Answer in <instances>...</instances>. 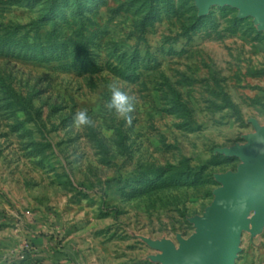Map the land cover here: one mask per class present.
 I'll use <instances>...</instances> for the list:
<instances>
[{
    "label": "rangeland",
    "instance_id": "obj_1",
    "mask_svg": "<svg viewBox=\"0 0 264 264\" xmlns=\"http://www.w3.org/2000/svg\"><path fill=\"white\" fill-rule=\"evenodd\" d=\"M114 81L130 125L105 107ZM255 124L264 29L235 7L0 0V264H170ZM256 214L234 264H264Z\"/></svg>",
    "mask_w": 264,
    "mask_h": 264
},
{
    "label": "water",
    "instance_id": "obj_2",
    "mask_svg": "<svg viewBox=\"0 0 264 264\" xmlns=\"http://www.w3.org/2000/svg\"><path fill=\"white\" fill-rule=\"evenodd\" d=\"M203 14L211 5H230L239 17L251 16L264 29V0H195ZM247 144L225 149L242 163L235 172L218 176L221 184L204 214L193 218L195 234L185 246L170 252V264H234L248 215L256 209L257 226L264 225V126L254 125Z\"/></svg>",
    "mask_w": 264,
    "mask_h": 264
},
{
    "label": "clouds",
    "instance_id": "obj_3",
    "mask_svg": "<svg viewBox=\"0 0 264 264\" xmlns=\"http://www.w3.org/2000/svg\"><path fill=\"white\" fill-rule=\"evenodd\" d=\"M110 96L105 103L108 111L113 112L119 118L126 121L127 124L132 123L133 116L136 109L137 97L130 94L120 82L114 81L109 85ZM93 124L92 119L88 116L86 110H81L76 113L73 118V125L76 128L82 126H90Z\"/></svg>",
    "mask_w": 264,
    "mask_h": 264
},
{
    "label": "trees",
    "instance_id": "obj_4",
    "mask_svg": "<svg viewBox=\"0 0 264 264\" xmlns=\"http://www.w3.org/2000/svg\"><path fill=\"white\" fill-rule=\"evenodd\" d=\"M38 46H36L35 48H37ZM39 48V47H38ZM46 59V58H45ZM48 60V59H47Z\"/></svg>",
    "mask_w": 264,
    "mask_h": 264
}]
</instances>
